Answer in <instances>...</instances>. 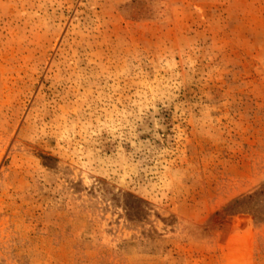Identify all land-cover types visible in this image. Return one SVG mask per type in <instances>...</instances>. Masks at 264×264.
Returning <instances> with one entry per match:
<instances>
[{
    "label": "rangeland",
    "instance_id": "obj_1",
    "mask_svg": "<svg viewBox=\"0 0 264 264\" xmlns=\"http://www.w3.org/2000/svg\"><path fill=\"white\" fill-rule=\"evenodd\" d=\"M0 264H264V0H0Z\"/></svg>",
    "mask_w": 264,
    "mask_h": 264
}]
</instances>
